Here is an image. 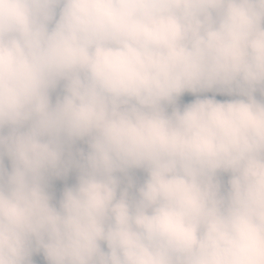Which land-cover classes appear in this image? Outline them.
<instances>
[{"label": "clouds", "instance_id": "obj_1", "mask_svg": "<svg viewBox=\"0 0 264 264\" xmlns=\"http://www.w3.org/2000/svg\"><path fill=\"white\" fill-rule=\"evenodd\" d=\"M0 264H264V0H0Z\"/></svg>", "mask_w": 264, "mask_h": 264}, {"label": "trees", "instance_id": "obj_2", "mask_svg": "<svg viewBox=\"0 0 264 264\" xmlns=\"http://www.w3.org/2000/svg\"><path fill=\"white\" fill-rule=\"evenodd\" d=\"M187 95V94H186ZM210 95V94H209ZM187 97L189 98V99H194V97H191V96H189V95H187ZM55 99V95H53V100ZM217 99H226V97H217ZM78 147H84L83 145H77ZM74 177H75V173L74 172H71L70 174H69V177L67 178V180L66 181H60V180H57V181H53V185H54V187H53V189H52V191H53V193H54V197H55V199L53 200V203H55L56 202V199H58V196H59V192H60V190H62V188H63V186H64V184L65 183H68L69 185L70 184H72V183H74Z\"/></svg>", "mask_w": 264, "mask_h": 264}, {"label": "rangeland", "instance_id": "obj_3", "mask_svg": "<svg viewBox=\"0 0 264 264\" xmlns=\"http://www.w3.org/2000/svg\"><path fill=\"white\" fill-rule=\"evenodd\" d=\"M183 99H185V100H189V98L187 97V95H185V97H184ZM223 179L226 181L227 176H224Z\"/></svg>", "mask_w": 264, "mask_h": 264}]
</instances>
